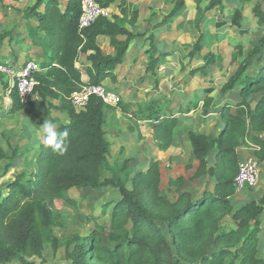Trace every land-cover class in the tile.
Instances as JSON below:
<instances>
[{
  "label": "trees",
  "instance_id": "obj_1",
  "mask_svg": "<svg viewBox=\"0 0 264 264\" xmlns=\"http://www.w3.org/2000/svg\"><path fill=\"white\" fill-rule=\"evenodd\" d=\"M115 1L98 0L104 8ZM120 1L121 13L127 14L128 0ZM170 1L173 7L164 15L162 24L184 15L187 3L191 2L195 5L194 22L199 29L205 15L222 11L228 0ZM63 4V0H36L28 9V15L37 19L35 29L46 34L45 39L36 35L37 42L46 43L49 36L50 60L43 65L44 70L34 73L38 79L34 97L23 101L16 88L11 91V112L28 111L37 124L46 119L55 122L54 110L66 114L69 121L58 125L57 131L69 132L68 151L63 156L53 153L44 137L35 150L36 169L30 175L18 174L4 192L0 191V264L14 261L33 264L31 258H42L48 243L58 248L62 240L55 227L64 225L65 218L55 207L56 201L75 205V199L69 195L71 189L101 187H112L119 195L112 212L113 227L122 231L118 241L110 247L96 233L79 238L75 248L67 252L66 264H264V253L259 246L264 195L239 207L234 199L239 148L248 138L258 145L255 150L258 161H264V138L251 133L264 132V37L244 59L239 58L240 45H235L231 53L230 62L236 68L221 93L240 86L241 98L234 105L226 102L222 106L220 114L225 123L222 131L217 136L196 130L189 132L193 153L199 160L194 177L214 178L213 189L195 196L190 189L179 186L176 198L170 199L161 190L158 160L152 159L146 171H136L131 165L132 158L120 164L112 162L111 142L105 128V109L109 106L92 96L84 109H77L70 99L84 84H100L113 76V70L122 63L134 40L146 32L132 33L121 25L122 18L117 14H102L91 26L80 30L81 0H67ZM252 11L263 25L262 3L255 4ZM132 15L134 21L138 9ZM230 20L232 25L242 27L246 20L243 9L235 8ZM208 34L209 31L200 29L197 40L189 46L190 61L197 55L204 59L202 65L192 69V74L207 75V67L216 62L215 53H203ZM5 35L1 33L0 38ZM99 35L110 37L114 54L104 53L97 43ZM119 36L124 39L120 40ZM81 52L87 53L90 63L88 81L83 79L82 68L77 63ZM165 57L153 53L147 71L157 76ZM257 58L261 63L254 67ZM213 90L207 88L202 99L203 118L216 108ZM54 99L59 103L55 104ZM199 101L197 98L195 108ZM160 102L162 97L155 98L142 105L139 112L130 111L132 104L122 100L118 107L138 120H148L159 149L168 150L180 119L174 113L163 114ZM212 151H216L214 161L209 160ZM20 154L17 147L10 156L0 149V161L10 159L6 170ZM227 217L235 224L232 228L223 225ZM67 244L70 246L71 241Z\"/></svg>",
  "mask_w": 264,
  "mask_h": 264
},
{
  "label": "rangeland",
  "instance_id": "obj_2",
  "mask_svg": "<svg viewBox=\"0 0 264 264\" xmlns=\"http://www.w3.org/2000/svg\"><path fill=\"white\" fill-rule=\"evenodd\" d=\"M24 1L26 3V6L24 7L27 11L36 2V0ZM226 2L227 8L225 5L221 13H218V11L208 12L201 22V28L199 29L196 27V23L194 22L196 17L195 7L192 6V8L187 11L185 20H183L181 24L183 26L182 29L181 27L180 29H177L180 31L186 30L187 34L185 35L183 32L184 37L175 40L173 49H175V52L177 53L175 54L173 52L171 54L172 57L169 59L167 58L164 61V64H169L170 66L176 65L178 69L174 68L173 70L171 67L165 68L164 72L166 74L164 73V76H162V78H164V83L162 85L163 93L171 95L172 90L176 91L175 83H179V91H191L194 88L197 93L200 92L202 87L206 86L207 83H214L217 87L214 94L220 95L219 92L221 90V85L232 74V69L236 68L235 64L230 62L232 58L231 53L233 49H235V45H240L239 58L244 59L248 51L256 46L259 40L264 37V24L261 25L258 23V19L253 15L252 11V7L257 3H262L264 7V0H246L244 3L242 0H228ZM232 3H237L244 11L246 20L243 22L242 27L232 25L228 20L231 18L234 11V8L230 6ZM9 6L10 5L4 3L3 0H0V8L3 9L4 12L9 11L6 9ZM172 7L173 6L170 0H164V2L162 0L161 8L159 10L161 11V16L164 17V15H166ZM159 11L153 12L154 15L159 16ZM178 19L179 20L173 22L175 26L180 23L182 18ZM213 20L216 21L214 23L217 25L212 24V26H209L212 27V29H206L205 25L207 22L211 23L210 21ZM173 23L170 25L164 24L163 28L169 29L173 26ZM218 23H223V26H219ZM145 25L147 24L145 23ZM200 29H206L205 31H209V34L206 36L203 53H215L216 62L212 66L209 65L207 67V75H204L203 73H196L193 77H190L192 76L191 67L202 65L204 63L202 56L197 55L191 61L187 57L189 46L197 40L200 35ZM171 31L172 30L170 28L168 32ZM146 35L148 38L149 35L147 32ZM219 35L221 37L220 40L218 37ZM223 35H226V37L223 38ZM163 39L165 41H170L171 38H169L168 33H165ZM41 46L42 48L47 49V40L46 43L43 42ZM36 60L38 61L40 58H36ZM254 63L255 67V65L261 63V60L258 61L257 58ZM187 65H189V67ZM172 71L173 74H171ZM146 77V75H141L138 80L145 79ZM151 83L150 87H148L150 88V91H154L153 85L155 82L153 81ZM142 92L146 95L140 96L143 99L144 97H152L154 93L145 92L144 90ZM124 94L125 92L120 95L122 102L125 103L127 97ZM146 103L147 102L140 103L139 101L133 102L130 107V111L134 110L139 112L138 110L141 106ZM160 104L162 106L161 110L165 111V105H162L161 102ZM1 105L0 149L5 150L9 156L12 155L15 147H17L18 152L21 153L18 157L13 159V164L8 170H6V166L10 163V159L6 158L0 161V191L3 190L4 192L7 185L11 183L18 174L25 172L30 175L31 172L36 169L35 150L37 149L39 143L44 140V135L40 131L41 125L44 122L37 124L28 111H22L16 114L11 113L8 104H5L4 101ZM118 110L117 114L115 111H107L106 113L105 128L109 141L112 143L111 160L114 164H120L124 159L132 158L131 165L136 171H146L148 169L146 165L151 162L152 155L150 156V154L148 155L145 153V150L156 145L153 143L154 138L151 136L149 123L141 122L136 118L137 116H130L129 114L122 112L121 108ZM64 115L56 116L55 124L57 127L58 125L65 123L63 118ZM193 118L194 119L190 121L185 120L186 124H184L178 131L179 140L187 136V129L190 127L197 131H214L215 124L205 121L201 115V110L200 112L197 111L193 115ZM38 132H40L39 136L37 135ZM147 143L148 148H146ZM182 143L183 145L181 146V149L186 151L184 158L181 160L175 159L173 162L170 157L169 162L165 164V167L162 170L161 190L162 193L167 195L170 199L176 198L178 194L177 188L179 186L183 187L184 182L186 184L183 188L185 189L187 187V189L193 191L195 196L200 195L205 190L213 189L215 183V179L209 175H205L201 178L194 177L197 161L193 156L189 155V152H187L186 146L189 144H185L184 142ZM244 146H246V148H248L247 151H249V155L247 156L251 157L252 154L250 153L253 152V145L246 143ZM179 150L178 148H175L174 153L179 154ZM161 155L163 156L164 154ZM155 157H157V155ZM212 157L213 152L209 156L210 161L212 160ZM164 161L166 162L167 158ZM107 175H109V173H107ZM256 187L255 189L254 187H246L242 190H237L240 197L237 200L236 207H239L250 200L257 199L258 195L256 193ZM69 195L75 199V205H68L61 200H57L55 203V207L65 218L64 225L55 227L56 234L62 240L61 245L55 249L50 243H48L42 258H31L33 264H66L68 262L67 252L75 248L79 238L88 237L93 233H96L105 245L110 247L116 245L119 234L122 232L121 230L114 228L112 225L113 208L119 200V195L116 190L112 187H101L98 189L88 188L82 190L73 188L69 191ZM223 225L230 228L235 226L231 217H227L223 222ZM68 241H71L70 246L67 244ZM11 264L23 263L14 261Z\"/></svg>",
  "mask_w": 264,
  "mask_h": 264
},
{
  "label": "crops",
  "instance_id": "obj_3",
  "mask_svg": "<svg viewBox=\"0 0 264 264\" xmlns=\"http://www.w3.org/2000/svg\"><path fill=\"white\" fill-rule=\"evenodd\" d=\"M3 1L4 3L10 6L6 8L9 10L7 12H4V10L0 8V34L1 33L6 34L5 37L0 38V62L8 61V62L15 64L17 67H19V66L24 65L28 61H34L39 66L40 70H44L43 65L45 63H48V61L50 60V56L48 55V52H49L48 43H47V49L42 48L41 46L42 44H39L36 40V35H39L40 37L45 39L46 34L43 31L35 29V27L38 25L37 19L35 17L33 18L28 15V11L24 7L26 6V3L24 0H3ZM66 1L67 0H63V3L65 4ZM120 2H121L120 0H116L110 7H108V15H111V14L119 15L122 18L121 25L125 26L127 29H129L134 34L147 32L149 37L147 38L146 34L143 36L137 37L134 40V42L131 44L128 51L126 52L122 63L118 64L113 70L114 75L106 77L102 83L105 84L107 87L118 91L120 94L125 92L124 95L127 97V99L125 100V103H128V104H132L133 102H136V101H139L140 103L142 102L148 103L155 98L162 97L161 103L162 105L163 104L165 105L164 107L165 111L161 110V112L163 114L174 113L179 116V119H180L179 124L174 130V140H173L172 145L168 148V150H160L157 145V142L153 139H152L153 143L156 145L152 146L151 148L149 147V149L145 150V153H147L148 155L150 154V156L152 155L151 160L154 158L159 161L160 170H161V178H162V170L165 167V164L169 162L170 157L173 162L175 159L181 160L182 158H184L186 151L184 149H181V146L183 145L182 142H184L185 144H189L186 146L187 152H189V155L193 156L194 159L197 161V167H198L199 160L195 157L193 153L192 144L189 139V132L195 129L192 127L188 128L187 134H186L187 136L180 140L178 139V131L183 127L184 124H186L185 120L190 121L194 119L193 115L197 111L200 112L201 110V115H202V109H201V106L203 103L202 99L207 94L206 89L209 87H212V88H215L212 94L214 95V98H215L213 103L216 104V108L213 109V111L210 112L209 115L204 119L205 121H209L208 123L212 122L215 124L214 131L201 130L199 132L213 134L214 136H217L222 131V129L224 128V124H225L220 114V110L222 109V106L226 102L234 105L238 100H240L241 98L240 97V86H237L235 89L225 94H222L220 90L219 92L220 95L218 94L215 95L214 92H216L217 87L214 83L213 84L207 83V85L203 86L200 92L198 93L196 92L194 88L191 91H184V90L179 91V83H175L176 91L172 90V93H171V95L173 96L163 93L162 85L164 83V78H162V76H164L163 74L165 73L164 72L165 68L171 67L173 68V70L174 68L178 69L176 65L170 66L169 64H164V61L167 58L169 59L170 57H172L171 54L173 52L175 54L177 53L175 52L176 50L173 49L175 40L183 38L184 33L185 35L187 34L186 30L180 31L177 29H180V27L182 29L183 26L181 24L183 20H185V15L187 11L190 8H192V6L195 7V5H193L191 2H188L187 9H186L187 11L184 15L175 18L173 21L165 22L164 23L165 25L166 24L170 25L174 21L179 20L178 18H182L180 23L177 24V26H175L173 23V26L170 27L172 31L168 32L170 28L169 29L163 28L164 27V24H162L163 17L160 14L161 11H159L161 8L162 0H128L129 7L127 10V14L121 13L120 7H119ZM225 5L227 8V2L224 3V7ZM230 6L233 7L234 9L237 7H240L237 3L235 4L232 3ZM134 9H138V16L133 21L132 11ZM156 11H159L158 13L159 16L154 15L153 12H156ZM216 11H218V13H221V10H216ZM230 19L228 20L231 22ZM210 22L211 23L207 22V24L205 25L206 29L207 28L212 29V27H209V26H212V24L213 25L216 24L214 23L216 22L215 20L210 21ZM145 23L147 25H145ZM205 30L201 29L202 32H205ZM165 33L169 34V38H171L170 41H165L163 39V36ZM151 35L153 36L152 40L150 38ZM223 36H224L223 38L226 37V35H223ZM218 37L220 40L221 39L220 35ZM48 38L49 36L47 35V40ZM118 38L122 40L124 39V36H119ZM97 43L99 44V46L101 47V49L104 51L105 54L115 53V48L111 45V40L109 36L99 35L97 37ZM151 53L161 55V57L166 56L158 69L157 76L147 71L149 62L151 60L150 59L152 55ZM86 57H87V53L81 52L77 63H78V66L82 68L83 79L85 81H88L89 75L87 73V69L88 67H90V63L87 61ZM36 58H40V60L37 61ZM187 66L189 67V65ZM193 68L194 67H191V70ZM232 70L234 71V68ZM196 73H201V72H196ZM171 74H173V71ZM195 74H192V76L190 77H193V75ZM141 75H146L147 77L145 79L138 80V78ZM153 81L155 82L153 85L154 91H150L149 87L152 84L151 82ZM224 83L221 85V88L224 85ZM143 90L145 92H154V93L152 97L150 98L144 97L143 99L142 97H140V96H146L145 94H143L142 92ZM196 94H197V97H196ZM197 98L200 101H199L198 107L195 108L194 106L196 104ZM144 100H148V101H144ZM3 101L5 102V104H8L10 108L9 110L11 112L12 99H11V93H9V82L7 81L6 77L2 73H0V103L2 104ZM53 101L55 104L59 103V101L56 99H54ZM1 104H0V108L2 107ZM232 108H234V106H232ZM118 109L119 108L117 106L116 107L109 106L107 110L105 109V119H106L107 111H115L117 114V112L119 111ZM161 109H162V106H161ZM22 111H25V110H22ZM54 111H53V115L55 116V118L57 115L58 116L64 115V113H62L59 110H56L55 112ZM129 115L132 116L131 114ZM64 116H63L64 121L65 123H67L69 119L66 114ZM139 121L149 123L150 129H151V136L153 137V134H152L153 130L150 125V122L148 120H139ZM251 133L264 138V132L256 133V132L251 131ZM106 136L108 138L107 134ZM247 141H248L247 143L253 145L254 147L253 152H251L250 154L256 157L255 150L258 148V145L252 139L248 138ZM244 145L245 144H243L239 148L240 161L248 157L247 155H249V151H247L248 148H246V146ZM111 148H112V143H111ZM146 148H148V143H147ZM175 148H178V150L180 149L178 152L179 154L174 153ZM212 152H213L212 161H214L216 151H212ZM161 154H164V155L162 156ZM156 155L157 157H155ZM166 158H167V161L165 162L164 160H166ZM260 168H261V179H260L258 186L256 187V193L258 195L257 199H259L262 195H264V161L260 162ZM179 176H182V175H179ZM185 184L186 183L184 182V185ZM161 185H162V179H161ZM238 194L239 192L236 191V194L234 197V199L236 200L235 201L236 203L240 197V195ZM259 239H260L259 246L261 249V253H264V214L262 217V232L260 233Z\"/></svg>",
  "mask_w": 264,
  "mask_h": 264
},
{
  "label": "built area",
  "instance_id": "obj_4",
  "mask_svg": "<svg viewBox=\"0 0 264 264\" xmlns=\"http://www.w3.org/2000/svg\"><path fill=\"white\" fill-rule=\"evenodd\" d=\"M102 14L108 15V8L102 7L98 0H81L80 30L91 26ZM39 70V66L34 61H28L19 67L8 61L0 62V73L9 82V93L16 88L23 101H28L35 96L38 79L34 73ZM92 96L99 97L107 106L114 107L118 106L122 100L118 91L103 83L84 84L72 93L70 99L77 109H84ZM260 179L261 168L258 159L254 156L242 159L234 181L236 190L256 187Z\"/></svg>",
  "mask_w": 264,
  "mask_h": 264
},
{
  "label": "clouds",
  "instance_id": "obj_5",
  "mask_svg": "<svg viewBox=\"0 0 264 264\" xmlns=\"http://www.w3.org/2000/svg\"><path fill=\"white\" fill-rule=\"evenodd\" d=\"M40 131L45 137L46 145L51 148L53 153L61 156L67 153L69 146V142L66 139L69 136L67 130L58 132L55 122L51 119H46L41 125ZM37 135L39 136L40 132H38Z\"/></svg>",
  "mask_w": 264,
  "mask_h": 264
}]
</instances>
